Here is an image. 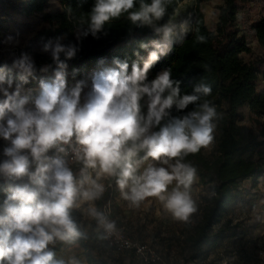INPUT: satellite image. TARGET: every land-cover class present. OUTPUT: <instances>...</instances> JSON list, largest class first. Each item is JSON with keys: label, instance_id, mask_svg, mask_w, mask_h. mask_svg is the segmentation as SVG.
<instances>
[{"label": "clouds", "instance_id": "9594fccd", "mask_svg": "<svg viewBox=\"0 0 264 264\" xmlns=\"http://www.w3.org/2000/svg\"><path fill=\"white\" fill-rule=\"evenodd\" d=\"M134 3L96 0L87 27L76 32V43L65 44L63 37H57L43 45L51 64L37 67L27 53L13 58L11 65L0 63V138L7 142L0 176L20 181L6 189L0 213V264H66L55 259L49 246L57 241L72 245L87 238L72 215L73 209L85 202L98 229L114 233L115 222L92 203L105 192L103 179L115 178L124 199L133 206L157 197L172 217L182 222L197 212L191 195L197 169L183 160L212 144L216 107L205 101L182 116H172L171 109L184 110L196 104L200 94L210 95L212 89L201 83L193 94L181 95L170 69L148 81L153 65L171 51L176 26L155 24L165 15L166 0H141L139 10L129 12ZM67 11L71 13L70 8ZM124 13L133 25L152 27L161 39L152 41L142 65L133 62L129 71L127 61L114 59V67L93 73L90 87L85 80L70 87L67 61L81 51V41L89 35L98 39L106 22ZM180 27L182 38L187 28ZM5 42L19 43L12 35ZM140 47L149 49L148 44ZM50 70L52 76H41L34 92L30 82ZM145 96L146 114L140 103ZM157 126L159 131H153ZM53 149L56 154L48 155ZM69 152L72 161L81 165L78 176L66 159ZM140 152L144 160L151 158L168 167L149 165L137 175L135 157ZM174 181L175 187L168 192ZM67 264L82 262L72 257Z\"/></svg>", "mask_w": 264, "mask_h": 264}, {"label": "trees", "instance_id": "16d2710c", "mask_svg": "<svg viewBox=\"0 0 264 264\" xmlns=\"http://www.w3.org/2000/svg\"><path fill=\"white\" fill-rule=\"evenodd\" d=\"M51 1L57 3V9L43 14L42 20L48 24V28L42 30L38 40L44 45L49 40L63 37L62 43H76V32L78 28L87 27L88 14L96 0H26L21 15L30 17L42 14ZM183 1L186 0H166L165 15L155 22L156 26L170 24L178 5ZM193 1L199 5L213 0ZM140 2L141 0H135L129 12L138 11ZM144 3H151V0H144ZM249 3L251 4L250 0H223L218 7V19L214 29H209L205 24L204 14L196 11L190 28L183 33L182 38L181 31H174L171 51L161 56L153 65L148 78L151 80L153 75L170 69L171 79L179 82L181 95L193 94L195 86L201 83L212 89L210 95L200 94L196 104H190L184 110L177 111L175 106L171 109L172 116H182L197 110L198 104L209 101L217 111L214 120L218 134L217 155L209 159L202 148L199 153L189 154L183 160L197 169L199 183L210 185L214 192L202 220L195 228L192 240L193 259L203 245L216 244L220 240L222 230L219 229L211 236L213 228L228 207L241 202L245 194L242 183L251 181L254 188L264 176V87L260 83V75L264 77V55L254 62H246L241 57L242 54L251 52L242 24L253 34L256 45L264 54V12H256L249 20L240 19L239 11L246 9ZM69 8L71 13L67 11ZM98 36V39L91 35L84 38L81 41V51L75 58L67 61L66 71L72 73V77H85L89 70L104 60L113 64L114 59H119L127 61L130 66L143 53L141 44H149L161 38V34L155 33L152 27L133 25L128 19V13L106 22ZM198 37H203V41ZM34 60L37 67L51 64L48 53L36 54ZM45 75L51 77L52 71ZM140 103L142 113L146 114L147 108L143 99ZM244 106L256 117L254 127L239 123V110ZM167 119L161 121V126ZM159 127L152 130L159 131ZM143 156L144 153L140 152L135 160L145 162L150 159L144 160ZM139 174L137 170V175ZM13 183L20 181H0V198L6 199V189ZM108 184L110 188L97 203L100 212L111 188L117 185L115 178H109ZM72 215L79 225L78 212L73 209ZM85 236L86 239L81 238L76 244L79 243L84 249L87 264H110L100 256L91 254L89 236ZM64 245L69 244L58 241V245L52 250L56 254ZM127 254L137 258L133 253Z\"/></svg>", "mask_w": 264, "mask_h": 264}, {"label": "rangeland", "instance_id": "374dc122", "mask_svg": "<svg viewBox=\"0 0 264 264\" xmlns=\"http://www.w3.org/2000/svg\"><path fill=\"white\" fill-rule=\"evenodd\" d=\"M26 0H0V63L11 65L12 59L19 57L21 53H27L35 59L36 54H44L43 44L38 40V35L43 29L48 28V24L43 22L42 16L45 13L54 12L57 7L51 1L48 2L45 11L42 14H36L30 17L21 15ZM251 4H247V8L239 11V18L249 20L258 12H264V0H250ZM223 0H213L207 3L196 4L193 0H186L178 5V9L171 20L170 24L175 25L174 31H181V25L190 28L191 21L195 17L196 11L204 14L205 24L209 29H214L218 19V7ZM251 10V11H250ZM244 27L247 45L250 48L249 54H242L241 57L246 62H254L258 58L263 57V52L255 43V38L251 32ZM12 35L19 43L8 44L6 38ZM161 39V38H159ZM157 39V40H159ZM149 49L143 50V53L134 62L142 65L143 60L147 58ZM114 67L109 60H104L101 64L89 70L85 77H72V73H67L69 86H73L76 81L85 80L89 87L91 77L96 71ZM131 65L129 66V71ZM160 73V72H159ZM151 72L148 73V78ZM30 82L34 92L38 90V80ZM156 75L151 77L154 79ZM148 80V81H151ZM261 86L264 87V77L260 75ZM87 91V89H85ZM147 108L148 98H143ZM255 115H253L247 106L239 110V123L248 127H254ZM214 140L208 148L203 149L204 155L212 159L217 155L218 134L214 129ZM7 146L2 138H0V162L5 157L3 149ZM55 149L50 150L48 155H54ZM138 171L140 174L149 166L165 167L159 161L151 158L145 162H138ZM171 163H175L174 160ZM81 165L73 168L74 173L79 175ZM139 174V175H140ZM93 176L95 173L93 172ZM109 179H103L101 182L105 185V192L110 188ZM0 181L4 183L12 182L0 176ZM175 187V181L168 186V192ZM251 181H244L242 188L245 191L241 202L237 205L228 207L227 211L222 215L219 223L213 228L212 235L219 229L222 230L221 238L216 244L203 245L195 259L193 255V237L195 228L202 220L204 210L206 209L209 199L214 195L210 185H202L196 178L191 188V195L196 202L197 212L194 213L188 222L175 220L172 215L164 208L163 202L157 197H148L140 202L139 206H133L130 201L124 199L121 190L116 185L111 188L108 194L102 213L105 217L114 221L116 224V233H124L135 243H143L159 253L165 264H264V176L261 177L254 188ZM125 191H130L126 188ZM93 205L97 208L98 201ZM4 200L0 198V213ZM88 203H82L79 208H74L78 212V221L80 229L89 236L88 246L93 256H100L107 260L110 264H142L139 259L127 253L117 252L115 249L107 246L103 235V229H98L97 222L91 219L87 214ZM106 243V244H105ZM58 245H50L51 249ZM70 248V249H69ZM75 257L82 264H87L85 251L79 243L72 245H64L59 252L55 254V259L67 261Z\"/></svg>", "mask_w": 264, "mask_h": 264}, {"label": "built area", "instance_id": "2783aa9c", "mask_svg": "<svg viewBox=\"0 0 264 264\" xmlns=\"http://www.w3.org/2000/svg\"><path fill=\"white\" fill-rule=\"evenodd\" d=\"M66 159L69 161L70 167L72 168L79 165L72 161L71 152H69V156L66 157ZM103 235L107 237L104 238V240L109 247L120 253H133L142 264H165L159 253L154 249L146 244L133 242L122 232H114L109 235L103 231Z\"/></svg>", "mask_w": 264, "mask_h": 264}, {"label": "crops", "instance_id": "0c3cea01", "mask_svg": "<svg viewBox=\"0 0 264 264\" xmlns=\"http://www.w3.org/2000/svg\"><path fill=\"white\" fill-rule=\"evenodd\" d=\"M55 5L57 4L55 1H52ZM56 7H57V5H56ZM97 66V65H96ZM70 249V248H69Z\"/></svg>", "mask_w": 264, "mask_h": 264}]
</instances>
